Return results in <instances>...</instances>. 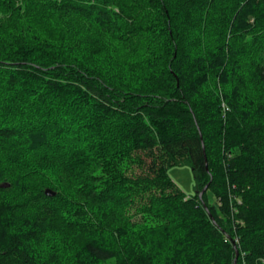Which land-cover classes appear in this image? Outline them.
Instances as JSON below:
<instances>
[{"label": "trees", "instance_id": "1", "mask_svg": "<svg viewBox=\"0 0 264 264\" xmlns=\"http://www.w3.org/2000/svg\"><path fill=\"white\" fill-rule=\"evenodd\" d=\"M0 264H264V0H0Z\"/></svg>", "mask_w": 264, "mask_h": 264}, {"label": "rangeland", "instance_id": "2", "mask_svg": "<svg viewBox=\"0 0 264 264\" xmlns=\"http://www.w3.org/2000/svg\"><path fill=\"white\" fill-rule=\"evenodd\" d=\"M170 174L174 181L185 191L186 194L192 195L195 192V181L192 168L189 165H176L170 169ZM210 200L213 201V194L208 192Z\"/></svg>", "mask_w": 264, "mask_h": 264}, {"label": "water", "instance_id": "3", "mask_svg": "<svg viewBox=\"0 0 264 264\" xmlns=\"http://www.w3.org/2000/svg\"><path fill=\"white\" fill-rule=\"evenodd\" d=\"M207 186L203 189V191L201 192V195L203 194V192L206 190ZM47 193L50 195H54L56 192L52 191V190H47Z\"/></svg>", "mask_w": 264, "mask_h": 264}]
</instances>
